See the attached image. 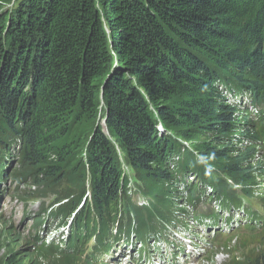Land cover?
I'll return each mask as SVG.
<instances>
[{
  "label": "trees",
  "instance_id": "1",
  "mask_svg": "<svg viewBox=\"0 0 264 264\" xmlns=\"http://www.w3.org/2000/svg\"><path fill=\"white\" fill-rule=\"evenodd\" d=\"M222 88L264 102V0H0V182L58 203L32 213L25 239L0 210V264H104L118 237L144 244L185 224L181 187L202 186L188 200L207 202L211 185L216 221L264 200L256 144L244 143L264 139V118L241 132ZM74 209L65 238L42 235ZM247 245L224 264H264Z\"/></svg>",
  "mask_w": 264,
  "mask_h": 264
},
{
  "label": "rangeland",
  "instance_id": "2",
  "mask_svg": "<svg viewBox=\"0 0 264 264\" xmlns=\"http://www.w3.org/2000/svg\"><path fill=\"white\" fill-rule=\"evenodd\" d=\"M101 121L102 123L104 122V120ZM16 151L17 148L12 150L9 154L7 167L10 168L6 171L8 175L10 171L18 164V159L15 157ZM124 171L127 176L131 177V171L128 167H126ZM6 187H16V191H13L12 193H6L4 191ZM42 188L43 186L37 187L29 185V183H14L11 178H7L6 180L0 182V209L2 211L3 220H5L9 226H12L14 231L16 233H19L23 239L29 236L28 229L31 225L32 213L34 214L40 208L48 209L51 205L58 204L54 202L56 201L54 195L50 194L47 188ZM27 192L29 194L35 195L36 199L30 202H26L25 199L19 197L20 194L23 193V195H25ZM246 204L251 206L253 209L258 210V212L263 215L262 218L256 219V223H253L254 225H252V227L254 231H250L248 228H246V226L243 225L244 222L248 223L251 221V215L247 214L246 211H244L237 215L236 221L234 222V224L232 223L233 227L228 226L226 228V233L222 235L217 241V244H222L225 242L231 244V250L236 255L243 254L244 249L240 247V242L241 238L243 239L245 237L249 240L246 248L255 246L264 249V201L261 200L258 196H255L250 200V202H247ZM80 207L81 203L79 204L78 208ZM76 211L77 209H74L73 213L65 218L66 223H71V221L75 217L74 214L76 213ZM121 216L122 215H120L119 217ZM57 223L58 219H53L50 216L42 235L45 236L46 232L50 229H53V227L57 225ZM203 231L205 234H207L205 229ZM56 232L57 231H53V233L49 235L48 239L50 240L51 237L55 236V234L57 235L58 233ZM66 233L67 226L65 225L64 235ZM250 234H258V236L254 239H249ZM178 236L181 238L182 235L178 234ZM130 247H133V251L129 253ZM136 252L138 253V257H136ZM170 252H172L171 241L160 239L159 241H156L154 243L152 240H150L145 246H140V244H138L135 239H129V244L127 246H125L122 241L114 244L111 248L112 255L110 257H107L105 260H108L112 263L122 260L121 264H143L146 261L147 264H165L164 258H166V256ZM5 253H8V249L4 246V244H2L0 246V256L4 255ZM119 253H121L120 255L127 254V256L122 259V257L119 256ZM153 258L157 259L155 263ZM190 259L192 260L193 258ZM198 259V257L195 258L196 262ZM227 259L228 258H226L224 255L218 254L213 258V263L224 264L226 263ZM181 260L182 259H180V261ZM201 262L202 261H200L199 264H201Z\"/></svg>",
  "mask_w": 264,
  "mask_h": 264
},
{
  "label": "bare ground",
  "instance_id": "3",
  "mask_svg": "<svg viewBox=\"0 0 264 264\" xmlns=\"http://www.w3.org/2000/svg\"><path fill=\"white\" fill-rule=\"evenodd\" d=\"M240 128L241 132L248 130V134L251 135L250 129L253 128V123L250 120H242ZM263 142L264 139H260L256 142V162L262 164L261 166L264 168V151H262L260 148ZM182 143L184 144V146L189 148V144L187 142L183 141ZM247 145H249V143H247ZM176 158L178 159V157ZM191 179L192 174L190 173L187 176L186 180L190 181ZM203 192L204 188L202 186L196 188L189 186L181 187L178 190V194L180 195L178 202L180 203L179 208H181L179 209V211L182 212L180 215V219L186 221V223L184 222L185 224L178 223V233L184 236V240L183 248L180 250L177 248L180 246L179 240L176 238V236L173 238V256L170 259L169 264H197L195 258L200 246L203 243L200 237V234L202 232L200 228L201 224L205 223L208 225V227L206 228L207 234H205V242L213 247L217 246V239L212 229L216 225V219L222 211V203L217 198L204 203H201L195 199H193L192 201L188 200L189 196L196 197ZM190 258L193 259L191 260ZM180 259L182 260L180 261ZM228 261L229 259L226 260V263H228Z\"/></svg>",
  "mask_w": 264,
  "mask_h": 264
},
{
  "label": "clouds",
  "instance_id": "4",
  "mask_svg": "<svg viewBox=\"0 0 264 264\" xmlns=\"http://www.w3.org/2000/svg\"><path fill=\"white\" fill-rule=\"evenodd\" d=\"M159 130H160V133L164 132V128L162 127V125L159 126Z\"/></svg>",
  "mask_w": 264,
  "mask_h": 264
}]
</instances>
